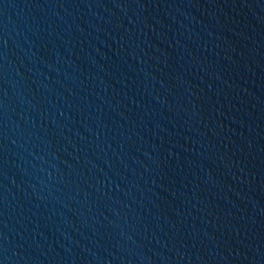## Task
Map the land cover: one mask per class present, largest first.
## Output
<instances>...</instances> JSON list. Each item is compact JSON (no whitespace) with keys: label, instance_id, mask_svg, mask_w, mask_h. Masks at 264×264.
<instances>
[{"label":"water","instance_id":"water-1","mask_svg":"<svg viewBox=\"0 0 264 264\" xmlns=\"http://www.w3.org/2000/svg\"><path fill=\"white\" fill-rule=\"evenodd\" d=\"M0 264H264V0H0Z\"/></svg>","mask_w":264,"mask_h":264}]
</instances>
